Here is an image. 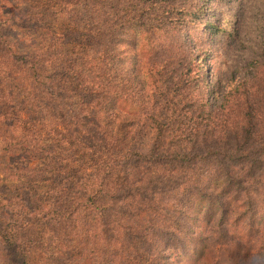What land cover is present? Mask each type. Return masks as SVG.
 <instances>
[{"label":"trees","instance_id":"16d2710c","mask_svg":"<svg viewBox=\"0 0 264 264\" xmlns=\"http://www.w3.org/2000/svg\"><path fill=\"white\" fill-rule=\"evenodd\" d=\"M62 1L52 16L0 0V264H156L181 199L170 194L190 185L187 150L217 147L228 162L216 187L236 190L261 170L264 127L247 119L248 137L226 148L190 112L162 109L169 91L187 94L180 81L117 80L114 40L129 41L133 68L156 55L151 6ZM205 26L208 41L226 31Z\"/></svg>","mask_w":264,"mask_h":264},{"label":"rangeland","instance_id":"374dc122","mask_svg":"<svg viewBox=\"0 0 264 264\" xmlns=\"http://www.w3.org/2000/svg\"><path fill=\"white\" fill-rule=\"evenodd\" d=\"M14 2L17 8L32 6L33 11L44 10L52 16L63 3ZM134 6H151L153 12L163 14L158 15L161 23H155L153 43L158 48L149 60L142 56L139 64H146L137 69L129 41L114 40L107 60L118 81L133 91L136 83H144L146 90L153 84L148 70L157 73V82L168 79L172 85L180 81L187 94L181 98L176 90L169 91L164 105L161 100L162 109L190 112V122L206 127L217 144H228L226 148L248 137L247 119L263 131L264 0H133L130 7ZM205 22L226 30L224 36L213 35L208 41ZM116 32L123 39L124 32L131 36L120 25ZM185 121L179 119L174 125ZM218 152L217 147L187 150L183 164L190 185L186 195L170 194L181 199L166 216L170 229L161 236L156 264H264V153L261 170L246 173L248 183L221 192L216 186H222V165L228 161ZM175 245L181 249L177 251Z\"/></svg>","mask_w":264,"mask_h":264}]
</instances>
